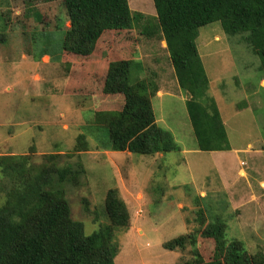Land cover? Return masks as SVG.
I'll return each instance as SVG.
<instances>
[{
    "label": "rangeland",
    "instance_id": "1",
    "mask_svg": "<svg viewBox=\"0 0 264 264\" xmlns=\"http://www.w3.org/2000/svg\"><path fill=\"white\" fill-rule=\"evenodd\" d=\"M29 1L0 0V33L7 34V41L0 43V157L29 154L32 145L37 155L67 154L78 144L77 137L85 135L91 148L80 153L86 178L79 188L65 186L67 199L72 218L82 222L90 235L108 223L105 197L118 189L131 224L116 236L118 255L113 264H175L181 257L190 258V249L177 253L163 244L199 228L193 219L201 206L209 207L207 214L213 218L221 216L229 238L244 241L249 249L259 240L263 243L264 75L251 49L228 38L217 23L199 31L198 48L211 82L206 92L226 122L231 151L197 150L186 108L188 96L170 78L171 68L162 81L155 79L159 91L152 103L159 126L172 133L178 149L165 156L107 151L108 133L99 131L85 109H120L121 97H99L101 81L81 76V67L68 73L60 64L57 53L65 34L64 15L59 30L39 32V42L31 40L32 32L25 28L5 25L9 18L1 14L7 10L14 18L10 22L20 26L25 16L32 18L38 12L64 14L60 2ZM128 1L133 11L156 17L153 0ZM135 36L140 40L137 61L146 65L150 76L158 60H169L165 41H149L138 32ZM139 71H132L133 80L143 78ZM1 171L0 167V206L5 201L2 188L10 183ZM197 195L207 202L195 206ZM199 247L208 254L214 245L203 242Z\"/></svg>",
    "mask_w": 264,
    "mask_h": 264
},
{
    "label": "trees",
    "instance_id": "2",
    "mask_svg": "<svg viewBox=\"0 0 264 264\" xmlns=\"http://www.w3.org/2000/svg\"><path fill=\"white\" fill-rule=\"evenodd\" d=\"M43 1L49 5L60 2L64 14L38 12L28 19L24 15L26 22L20 26L10 22L14 18L7 10L1 14L9 18L5 25L25 28L26 33L32 32L31 40L39 42L37 35L59 30L61 16H65V34L57 53L60 64L68 73L81 67V76L101 81L99 97L122 99L120 109H85L99 131L108 133L107 151L165 156L178 149L172 133L159 126L152 103L159 91L155 79L162 81L170 67L188 96L186 108L199 150H232L216 101L206 92L210 79L197 40L201 28L219 24L228 38L244 43L259 58L264 75V0H153L156 17L133 11L128 0ZM137 32L149 41H165L169 54V62L158 60L150 76L146 65L137 61ZM26 33L22 37L29 41ZM5 41L7 34L0 33V43ZM136 68L143 78L135 81L132 71ZM77 143L67 154L37 155L32 145L29 154L0 157L3 177L10 179L8 187L2 188L0 264L114 263L118 254L115 239L130 228V212L118 189H111L104 202L108 223L98 231L88 235L84 224L72 218L65 186L83 184L86 170L80 153L91 150L85 135H79ZM204 201L197 195L193 204ZM207 211L209 207H199L193 219L199 228L164 242L163 247L172 252L190 249L191 257H181L175 264H264V241L250 250L244 241L227 236L221 216L213 218ZM203 242L214 245L213 252L204 253L199 247Z\"/></svg>",
    "mask_w": 264,
    "mask_h": 264
},
{
    "label": "crops",
    "instance_id": "3",
    "mask_svg": "<svg viewBox=\"0 0 264 264\" xmlns=\"http://www.w3.org/2000/svg\"><path fill=\"white\" fill-rule=\"evenodd\" d=\"M206 51H207V50H206ZM206 51H205V52H206ZM199 52H200V51H199ZM200 55H201V57H202V54H201V53H200ZM202 60H203V59H202ZM170 68H171V67H170ZM170 68H169V69H170ZM159 72H161V71H159ZM171 72H172V73H171ZM171 72L169 71V73H171V74H170V77L176 79V83H177V86H178L177 89L180 90L181 88H180V86H179V84H178V81H177V78L175 77V74L173 73V69H172V68H171ZM168 82H169V81H168ZM210 83H211V82H210ZM209 96H210V95H209ZM210 97H211V96H210ZM211 98H212V97H211ZM189 119H190V118H189ZM190 122H191V121H190ZM191 125H192V124H191ZM224 125H225V127H226V122L224 123ZM226 129H227V128H226ZM197 146H198V143H197ZM197 150H199V148H198ZM223 153H225V152H223ZM156 202H159V204L162 203V201H159V200H157ZM117 255H118V254H117Z\"/></svg>",
    "mask_w": 264,
    "mask_h": 264
}]
</instances>
